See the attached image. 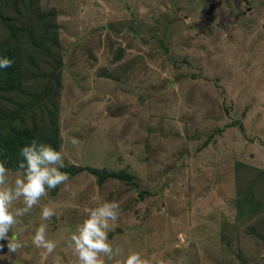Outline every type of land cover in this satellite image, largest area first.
Instances as JSON below:
<instances>
[{"label":"rangeland","instance_id":"rangeland-1","mask_svg":"<svg viewBox=\"0 0 264 264\" xmlns=\"http://www.w3.org/2000/svg\"><path fill=\"white\" fill-rule=\"evenodd\" d=\"M8 42L26 90L59 75L58 150L85 169L17 218L9 238L23 247L0 241V264H77L67 238L113 200L120 260L264 264V0H0ZM17 95L0 96V116L33 102ZM41 223L65 238L51 254L32 243Z\"/></svg>","mask_w":264,"mask_h":264},{"label":"clouds","instance_id":"clouds-1","mask_svg":"<svg viewBox=\"0 0 264 264\" xmlns=\"http://www.w3.org/2000/svg\"><path fill=\"white\" fill-rule=\"evenodd\" d=\"M13 60L0 56V69L11 67ZM75 146L78 141L73 138ZM22 159L18 163L20 174L10 179L7 159L0 157V241H7L9 253H16L22 243L15 237L9 238L10 230L18 223V217H23L37 206L47 195L49 189H55L69 180L63 149L57 150L48 143L32 139L20 151ZM17 201H22L23 207H15ZM120 204L117 201H105L94 207L85 209V218L77 224L67 238L68 246L77 257V264H105L107 260H115L116 264H154L153 260L140 250L129 251L123 260V249L114 246L109 239V233L114 230V222L118 219ZM56 215L55 205L49 204L41 208V220L50 221ZM64 237L50 239L48 224L41 223L32 238L35 247L51 254ZM5 247L0 243V250ZM155 264H165L163 260Z\"/></svg>","mask_w":264,"mask_h":264},{"label":"trees","instance_id":"trees-1","mask_svg":"<svg viewBox=\"0 0 264 264\" xmlns=\"http://www.w3.org/2000/svg\"><path fill=\"white\" fill-rule=\"evenodd\" d=\"M9 21L10 18H7ZM34 40V39H33ZM11 43H5L1 46L2 56H7L13 60L11 67L0 69V96L6 93L28 96L32 101H26L24 105L15 108V111H3L0 116V157L7 159L8 167L19 168L18 163L22 159L21 149L29 144L32 139H38L41 142L51 144L57 150L60 146L59 126L57 123V104L60 79L57 76L55 83L45 85V89L40 93H34L32 90L24 88L23 74L25 67L22 64V58L19 56V48H10ZM52 59V56H49ZM52 79V78H51ZM52 81H54L52 79ZM23 82V84H22ZM30 99V100H31ZM41 108L44 110L41 118L34 116L35 110ZM85 169L82 166H66L63 171L76 174ZM91 172L98 177H104L107 173L98 174L96 170L89 168ZM131 181V175H116V177ZM144 194V192H142ZM142 195V194H141Z\"/></svg>","mask_w":264,"mask_h":264},{"label":"bare ground","instance_id":"bare-ground-1","mask_svg":"<svg viewBox=\"0 0 264 264\" xmlns=\"http://www.w3.org/2000/svg\"><path fill=\"white\" fill-rule=\"evenodd\" d=\"M229 51H230V49H229ZM222 52V51H221ZM232 55V54H231ZM91 95V94H90ZM222 182V181H221ZM207 232V231H206ZM206 240H207V238H206ZM203 248V247H202ZM202 255V254H201ZM197 256V255H196ZM200 257V256H199Z\"/></svg>","mask_w":264,"mask_h":264}]
</instances>
